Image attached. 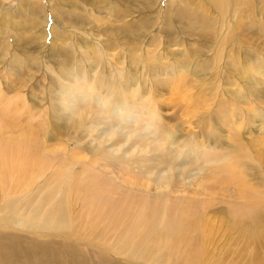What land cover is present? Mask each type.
<instances>
[{
    "label": "rangeland",
    "instance_id": "obj_1",
    "mask_svg": "<svg viewBox=\"0 0 264 264\" xmlns=\"http://www.w3.org/2000/svg\"><path fill=\"white\" fill-rule=\"evenodd\" d=\"M58 1L65 11L73 13V17L80 15L76 19L81 21L82 16L83 24L75 22L65 25L57 8L55 10L53 8L60 6ZM65 1H69L67 3L71 5L67 6ZM182 1H173L171 4L170 0H155L154 7L139 11L138 14L134 9L126 8L125 2L119 0H0V136L7 135L4 133L7 123L13 128L17 123L23 126L26 114L34 115L35 119L32 125L19 128L18 132L0 139V145L1 143L7 145L0 146L1 156L7 161L1 166V168L7 166V170L0 177L2 185L0 231L21 232L25 235L34 233L33 235L36 234L38 237V241L35 242L42 245L45 236L39 234L42 232L33 231L34 227L22 221V216H14L11 219L4 217L2 208L5 202L2 194L7 193L8 197L4 195V198H7L8 206V198L24 193L33 184L39 183L37 181L41 183L45 178H51L52 181L60 172L65 177L76 174L71 179L73 184L67 187L65 192L66 198H69L70 193V198L75 204L76 216L85 211V208L92 209L88 205L102 201V205L106 204L108 212L99 214L101 222L110 218L114 198H118V202L122 204L120 205L122 211L137 213L138 208L144 214L146 210L149 211L145 205L153 206L152 202H155L151 199L153 195L145 196L129 191L128 182L136 181L140 177V181L156 185L154 181L163 174L167 164L187 168V177L176 176L177 179L174 181L185 188H192L187 191L191 192L189 195L195 197L197 192L194 194L192 191L197 190L201 176L221 169L224 166L223 160L228 162V156L236 148L233 143L236 135L238 137L241 135L239 141L246 149L254 145V149L257 147L260 149L259 152H262L263 148L259 144L264 143V117L259 119L255 117L252 122L249 121L251 128L248 125L247 128L238 131L240 124H246L253 111H263L261 107L264 109V83H260L263 86L261 88L263 93L255 92L260 103L253 106V100L251 102L249 100L250 103L247 104V99H239L235 94L230 95L229 99L222 91L224 88L227 90L236 88L240 93H244L241 88L243 84L241 74L224 71L222 75L226 78H222L214 72L226 61L236 56L248 55L251 51L250 46L264 54V27L250 28L254 20L259 25L264 21V0L255 1L252 9L256 10L253 19L247 16L243 18L247 24L242 28L241 35L249 38L243 42L238 41L240 45L227 43L225 49L221 48V45L226 40L220 37V33L215 37L202 38L200 33L203 28L198 27L192 28L190 35H185L181 21L175 22L172 30L165 29L167 25H163V21L167 10L175 9L176 4ZM187 1L189 7L201 6L209 18H214L215 21L220 19L208 0ZM105 3H113V6L126 13V17H120V14L113 12ZM142 16L151 19L144 36L139 38L135 29L124 33L123 29L125 31L127 29L125 23L118 20L133 22ZM230 25L224 23L219 31L231 32L235 26ZM164 31L174 34L166 36ZM91 45L99 49L100 57L98 55L94 58L89 57L92 50L87 47ZM67 55L72 56V60L77 61L84 71L85 81L67 75L64 71L63 64ZM207 60L211 62L207 65V71L193 68L197 61L202 63ZM91 62L96 64L95 69H89ZM175 66L178 68L177 71H170V68ZM119 71H127L129 74L125 76L133 82L130 87L134 85L127 90H133L134 96L131 95L133 98L130 108L121 119L118 118V108L113 106L111 113L102 115L104 106L102 99L98 97L99 95L92 98L88 93L89 87L83 85L85 82L97 84L99 76L104 79L117 77ZM250 73L248 71L245 75L249 76ZM236 82L240 84L237 85ZM248 90L253 92L254 88L250 87ZM143 96L148 100L147 106L154 109L159 118L157 121L154 119L151 128H148L147 124L151 114L144 105ZM220 100H223L222 109L219 108ZM72 105L80 112L99 110L98 116L88 121L89 124L97 125V131L91 133V136L87 134L88 132L84 134L83 128L73 127L72 121L77 120L78 116L71 117L66 114H71L68 106ZM62 112L65 117L59 121L56 115H61ZM236 113L241 119L232 116ZM218 116L221 117V121H216L215 117ZM39 121L47 127L49 136L47 140L45 138L46 146L36 151L32 158L28 155L27 145L20 142L22 138L18 135L21 132L28 137L31 135V138L38 140V146H42L40 138L44 137L43 128H36ZM28 128L30 130L33 128V131ZM112 128H115L116 132H113ZM207 134L209 138L206 137ZM186 135H190V138L187 137V144H182L183 136ZM81 136L82 139H79ZM96 145H100L102 150L121 146L122 148L114 155L107 153L110 156V164H107L103 157L93 154ZM181 147H184L182 151L179 150ZM59 159L62 160L61 163ZM149 161L161 164L157 176L155 174L151 176V172L143 168V164L149 165ZM12 162L15 164L12 165ZM231 162L232 160H229V163ZM81 164L84 166L83 169L80 167ZM98 164L102 166L100 169L97 167ZM253 165L255 169L252 171L256 176L250 182L259 180L257 182L264 183V175L261 176L263 171L257 169L259 166L255 161ZM127 167L129 170L135 169L133 174L135 177L128 174ZM138 168L142 169L141 173L138 172ZM21 175L25 176L20 177ZM252 176L251 174L250 177ZM87 178L88 185H85ZM25 195L20 198H24ZM164 201L159 200L160 206ZM48 206L45 205L44 209ZM21 207L19 204V209ZM24 207L30 208L28 205ZM229 222L230 217L224 212L201 211L199 214L201 233L207 235V244L205 242L203 245L206 255L210 258L207 262L258 264L255 258L256 250L261 257L263 256L264 264V243L255 245L249 242L247 237L233 229ZM57 232L50 231V234ZM67 238L73 241L75 236L68 234ZM116 257L113 256L114 259ZM123 261L130 264L125 259Z\"/></svg>",
    "mask_w": 264,
    "mask_h": 264
},
{
    "label": "bare ground",
    "instance_id": "obj_2",
    "mask_svg": "<svg viewBox=\"0 0 264 264\" xmlns=\"http://www.w3.org/2000/svg\"><path fill=\"white\" fill-rule=\"evenodd\" d=\"M173 1L180 2V0H170V3H174ZM208 1L210 2L213 9L217 12V15L220 19L217 18L218 20L215 21L214 18H209V16L206 14L207 12L205 13L201 6L189 7V2L187 0H183L181 2L182 4L179 2V4H176L175 9L172 10L169 8L167 10L163 25L166 24L168 29L166 27L165 29L170 31L172 30L171 28L175 22L181 21L183 28H185V35H190L192 33L191 29L198 27L203 28V31L200 33L202 38H206L207 36L215 37L218 33H220V37H223L224 40H226L221 45V48L223 49L226 48L225 44L227 45V43L239 44L238 41L243 42L244 39L249 38L247 36L241 35L242 28H245L247 24L244 22L243 18L246 16H253L256 10L252 9L256 0ZM59 2L60 1L57 3L59 4ZM65 2L67 6L71 5V3H67L69 1ZM119 2H125L124 6L126 8L131 10L134 9L138 14L139 11L141 12L143 10H149L150 8L154 7L155 4V0H119ZM61 3L63 2L61 1ZM90 4L91 3H89V5ZM59 5L60 6L53 8L54 10L57 8L58 13L62 17L61 19L65 22V25L75 22L83 24L84 20L82 16L80 21L79 19H76V17L80 15L73 17L72 12H68L67 10L65 11L61 7V4ZM95 6L97 5L95 4ZM106 6L109 7V9H111L113 12L120 14V17H126V13L113 6V3H108ZM138 19L139 20L133 22H128L127 20L125 21L122 19L118 21H124V26L127 28L126 31L123 29L124 33L135 29L137 33L134 31V34L136 33L140 38L144 36L146 32L145 30H147L146 28L148 27V22H150L151 19L143 16ZM224 23H228V25L231 24L230 26L232 27L235 26V29L233 28L231 32L228 31L229 33L222 32L223 30L219 31V28L223 27ZM256 27H264V21L261 23V25H259V23L255 22L254 20L253 25L250 28L253 29ZM164 33L166 36L174 34L173 32L168 33L166 31H164ZM92 45L89 48L87 47V49H91L93 51L89 53V57L94 58L97 55L100 57L99 49H95ZM250 47L251 51L248 53V55L244 57L236 56L231 60L226 61L223 63L222 67H219V69L214 73L219 77L222 76V78H226L222 75L224 71H228V73L232 74H241V78L243 79L241 82L243 83L241 88L243 89L244 93H240V91L236 88L231 90L224 88L222 91L227 94L229 99L230 95L235 94L239 99H247V104L253 100L252 103L254 106L260 103V101H257L256 99L255 92L258 91L261 94V88L263 86L260 85V83H264V54L258 49L252 46ZM64 61V71L67 73V75L84 80V71L81 70L77 61L72 60V56L65 57ZM209 63H211L209 60L202 63L197 61L193 68H200L203 71H207V65ZM99 64L100 63H98V65ZM95 65L96 64L91 62L89 69H95ZM102 65L103 62H101V66ZM177 69L178 68L176 66L171 67L170 71H177ZM248 71L251 73L249 76H246L245 74ZM125 74L129 73L127 71H119V75L117 77L113 76L112 78L104 79L99 76L97 79V84H91L92 82H85V84H83L86 85V87H89L88 93L92 98L94 96L96 97V95H99L98 97L102 99L104 105L102 109V115L111 113L112 106L118 108V118L121 119L123 115L127 114L128 109L130 108V102L133 98L132 96H134L133 90H129L131 93L127 90L131 87L133 88L134 85L130 87V85L133 83L132 79L126 77ZM139 77L141 78V76ZM123 78L124 83H122ZM236 84L239 85L240 83L236 82ZM102 85H104L103 88ZM250 87L254 88L253 92L248 90ZM79 94L78 97H80ZM142 100L147 108V111L151 114L150 121L147 122L149 126L148 128H151L154 119L157 121L159 118L156 116L157 113L155 110L149 105L147 106V98L143 96ZM222 102L223 100H220L219 102L220 109L224 107ZM261 109L263 110L261 112L259 110L258 112L253 111L246 124H240V130L238 132L244 128H247L246 126L248 125L251 128V122L253 119L264 117L263 107H261ZM68 110L71 111V114L68 115V113H66L67 116H78L77 120L72 121L73 127L75 129L83 128L84 134L85 132H88L87 134L89 135L97 131L96 123L89 124L88 121L93 120V117H97L100 113L99 110L94 112L90 110L83 112L82 110L80 112L78 109H75L74 105L71 107L68 106ZM232 116L238 117L240 115H237L236 113L232 114ZM33 117L34 115L30 116L26 114L23 126L21 123H17L15 128H13L10 123H7V128L4 131V133L7 135L4 136L3 134L0 136V139L11 135L13 132H18L19 128L23 129L24 126L32 125V121L34 122L35 120ZM64 117V112H62L61 115H56V118L59 121L63 120ZM215 119L216 121L222 120L219 116L215 117ZM237 119L239 120L241 118L238 117ZM37 127L43 128L42 135L44 137L40 138L41 142H43L42 146H38V140L31 138V135L28 137L27 134H23L22 132L18 135L22 138L20 142L27 145L28 155L32 158L36 151L42 150L43 147L46 146V144H44L45 138L47 140V136H49L47 133V127L43 125L42 121H39V123L36 125V128ZM28 129L26 130L27 132ZM112 130L113 132H116L115 128H112ZM84 134L82 136H84ZM168 135L172 137V135ZM82 136L79 139H82ZM188 136L190 138V135ZM188 136H183L184 138L181 141L182 144H187ZM206 137L209 138L208 134ZM239 137L241 138V135H239ZM239 137L236 135L233 139V143L235 144L236 148L228 156V162L223 160L224 166L221 169L216 170L209 175L201 176L197 190L192 191L194 194L197 192L196 195L199 198H196L197 196L192 197V195H189L191 192H188L187 189L190 191L192 188H185L174 181L177 179L176 176L180 177V175H184L183 177H187V168L174 167L167 164L163 174H160V177L157 179V181H154L156 185L151 184V182L140 181V177L137 179L139 181L136 180L128 182L130 184L128 187V190L130 189L129 191L141 195L144 194L145 196H149L150 194L153 195L151 199H154L155 202H152L154 203L153 206L149 204L151 207L149 205H145L146 208L149 209V211L146 210L145 214L140 208H138L137 213L135 211H122L120 208V205L122 204L118 202V198L115 199L113 197L115 201H112L111 203L113 205V210H111V216L109 219H103L100 222L99 214H101V212H108L106 204L102 205V201L100 200V202L97 204L95 201L94 205H88L86 201V206L88 205L92 209L88 210L85 208V211L76 216L77 213L75 212V204H73V200L70 198V193L69 198L65 197V192L67 191L66 188H69L73 184L71 179L74 178L76 174L65 177L64 174L60 172L59 174L57 173L58 177L52 179V181L51 178H45L43 181H41V183L40 181H37L39 183L33 184L24 193L8 198V206L6 205L7 198H4V195L7 196V193L4 195L2 194L3 200L5 202L3 205L4 207L2 208L4 217L11 219L14 216H22V221L24 220L26 223H30L31 227H34L33 231L42 232L39 234L41 236H45V239L41 242V245L35 242L38 241V237L35 236L36 234L33 235L34 233H31V235H25L23 233L21 234V232H15V234L11 233V231L9 233L0 231V264H125L123 259L129 261L130 264L131 262L133 264H211L213 262H207L210 260V258H208V255H206L205 246H203L205 242V244H207V235L201 233V228L199 225V214L201 211L226 213L230 217L229 223L233 229L243 233L242 236L245 235L249 242L255 243V245L263 244L264 183L262 182L261 184V182H257L259 180L255 182L250 181L256 176L252 171V169H255L253 167V161H255L257 166H259L257 169L263 171L261 176L264 175V143L259 144L263 148L262 152H259L260 149L257 147L254 149V145H251V148L246 149L240 143ZM5 139L8 141V143H11L9 139ZM3 145L5 144L1 143L0 146ZM5 147H7V145H5ZM121 148L122 146L114 149L102 150L100 145H96V147L93 149V154L103 157L107 164H110V156H108L107 153L114 155L117 151L121 150ZM183 149L184 147L179 148L180 151ZM229 160H232V162L229 163ZM58 161L61 163L62 160L59 159ZM2 163H7V161L3 156H1L0 149V177H2V175H4L7 170V166L1 168ZM148 163L149 165L144 163L143 168L148 170V172H151V176L154 174L157 176L161 164H155V161H149ZM11 164L14 165L15 163L12 162ZM80 167L83 169V164H81ZM97 167L100 169L99 167L102 166H99L98 164ZM82 169H80V172H82ZM126 170H129V168L127 167ZM129 172L128 174L133 175L135 173V169L132 168L129 170ZM138 172L141 173L142 169L138 168ZM125 174L126 173H124L123 176ZM251 174L253 175L252 177H250ZM23 176L25 175H21L20 177ZM87 177L90 176L87 175ZM75 179H77V177ZM256 179L257 178H255V180ZM87 180L88 178L86 179L85 185H88ZM50 182L54 183L49 184ZM1 188L2 185L0 184V189ZM23 194L26 195L21 199L20 197ZM160 199L165 200L164 204L161 206L159 204ZM14 204H16V206ZM19 204L22 205L21 209H19ZM27 205L30 208L24 207ZM45 205L49 206L44 209ZM95 209H97V212H95ZM74 216L76 217L73 218ZM19 223L22 224V222ZM50 231L58 232L55 234H50ZM68 234L70 236H75V239L73 241L68 240ZM254 251L256 263L262 264L263 256L261 257L256 250ZM115 255L117 256L116 259L113 258ZM224 263V261L219 262V264Z\"/></svg>",
    "mask_w": 264,
    "mask_h": 264
}]
</instances>
